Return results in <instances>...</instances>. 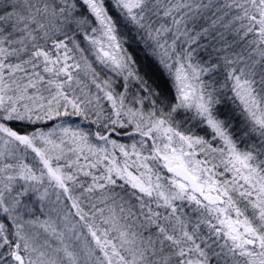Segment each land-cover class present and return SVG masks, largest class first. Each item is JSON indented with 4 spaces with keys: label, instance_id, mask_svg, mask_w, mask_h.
I'll use <instances>...</instances> for the list:
<instances>
[{
    "label": "snow or ice",
    "instance_id": "obj_1",
    "mask_svg": "<svg viewBox=\"0 0 264 264\" xmlns=\"http://www.w3.org/2000/svg\"><path fill=\"white\" fill-rule=\"evenodd\" d=\"M0 264H264V0H0Z\"/></svg>",
    "mask_w": 264,
    "mask_h": 264
}]
</instances>
